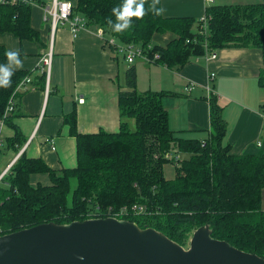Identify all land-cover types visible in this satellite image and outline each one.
I'll return each instance as SVG.
<instances>
[{
    "label": "trees",
    "instance_id": "trees-1",
    "mask_svg": "<svg viewBox=\"0 0 264 264\" xmlns=\"http://www.w3.org/2000/svg\"><path fill=\"white\" fill-rule=\"evenodd\" d=\"M31 2H0V32L39 42L37 30L29 23ZM151 3L146 0V11ZM72 4L87 27L102 28L105 39L113 36L121 44L135 43L148 59L167 67H179L205 49L256 47L261 54L257 82L264 86L262 0L209 4L204 8L205 24L200 18L157 16L147 11L142 19L133 17V27L124 33L114 32L108 24L109 18L115 21L112 8L123 0H73ZM166 30L175 36L162 46L151 43L153 33ZM6 51L0 43V64L7 62ZM28 73L17 69L11 86L0 87V117ZM165 93L137 90L134 68L129 65L124 70V85L117 90L116 131L78 132L74 110L64 115L76 142L74 166L54 170L39 157L21 152L0 177V235L44 222L62 224L114 215L140 228L152 227L180 245L196 227L208 224L212 238L264 258V150H229L222 141L225 120L212 93L208 95L207 135L198 139L177 134L168 126L161 102ZM261 106L264 109V103ZM10 113L3 120L8 121ZM14 129L13 136L6 138L9 145L21 142ZM176 151L184 155H173ZM168 160L174 161L171 177L163 174L162 165ZM41 171L48 173L49 183L30 184L28 175ZM134 206H140V212L132 210Z\"/></svg>",
    "mask_w": 264,
    "mask_h": 264
},
{
    "label": "crops",
    "instance_id": "crops-1",
    "mask_svg": "<svg viewBox=\"0 0 264 264\" xmlns=\"http://www.w3.org/2000/svg\"><path fill=\"white\" fill-rule=\"evenodd\" d=\"M38 1L31 2L29 23L37 30L39 42L0 32V43L7 50H19L23 69L29 71L25 75L29 80L19 87L9 120H3L0 126V171L21 152L28 157H39L54 170L74 166L76 142L64 115L74 110L78 132L116 131L117 90L124 85V70L129 65L134 68L137 90L166 92L161 102L167 111L168 126L177 134L198 139L207 135L208 95L212 93L225 120L222 141L229 150L233 153L264 150V143L256 145L264 125L261 106L264 86L257 82L261 66L258 48L223 46L214 49V57L206 58L202 53L190 56L179 67H167L144 56L127 61L104 41V34H98L96 27L79 29L74 35L67 25H57L51 39L50 65L47 71L43 69V76L40 57L48 49L50 25L42 19L41 4L50 0ZM257 1L260 0H160V7L166 9L163 16L197 19L209 4ZM174 36L169 30L155 32L151 43L162 46ZM190 81L192 87L185 89ZM14 128L21 142L9 145L6 138L13 136ZM28 181L33 185L47 184L49 176L46 171L32 172ZM262 201L264 188L261 193L264 209Z\"/></svg>",
    "mask_w": 264,
    "mask_h": 264
},
{
    "label": "water",
    "instance_id": "water-1",
    "mask_svg": "<svg viewBox=\"0 0 264 264\" xmlns=\"http://www.w3.org/2000/svg\"><path fill=\"white\" fill-rule=\"evenodd\" d=\"M210 233L208 224L196 227L184 248L113 216L44 222L0 235V264H264Z\"/></svg>",
    "mask_w": 264,
    "mask_h": 264
},
{
    "label": "built area",
    "instance_id": "built-area-1",
    "mask_svg": "<svg viewBox=\"0 0 264 264\" xmlns=\"http://www.w3.org/2000/svg\"><path fill=\"white\" fill-rule=\"evenodd\" d=\"M4 1H11V2H17L18 0H0V2ZM23 2L30 3L31 0H21ZM72 1L70 0H50L49 3L41 4L42 7V19L47 21L50 25V42L48 45V49L41 55L40 61H41V67L44 70H48L50 65V57H51V39L53 30L57 25H67L69 27V30L72 32V34L75 35V33L82 28H86L85 20L84 18L78 14L74 13L72 9ZM200 21L202 24H205V15H201ZM96 32L100 35L103 34L101 27H96ZM109 45L114 46L115 49L120 52L124 59L127 61H131L134 57L137 56H144L147 58V56L142 51V48L132 42L128 43H119L113 36H109L104 40ZM204 55L206 58L214 57L215 52L214 50H204ZM153 56L156 57L157 54L153 53ZM211 76V74L209 75ZM28 76H25L19 83V87L24 85V82L28 81ZM193 83L190 81L188 84L185 85V89H190L192 87ZM14 107V99H9L8 103L4 109V112L2 114V117H0V126L3 122V117H5ZM201 143H204V140H201ZM264 143V133H262L261 137L256 140V145L260 146ZM2 140L0 137V148H1ZM14 161V160H13ZM12 161V162H13ZM10 162V164L12 163ZM10 164L7 166V168L10 166ZM7 168L0 171V177L3 175V173L7 170ZM132 210L140 212L141 207L140 206H134L132 207ZM113 217H115L113 215Z\"/></svg>",
    "mask_w": 264,
    "mask_h": 264
},
{
    "label": "clouds",
    "instance_id": "clouds-1",
    "mask_svg": "<svg viewBox=\"0 0 264 264\" xmlns=\"http://www.w3.org/2000/svg\"><path fill=\"white\" fill-rule=\"evenodd\" d=\"M146 0H123L122 5L112 8L111 15L115 17V21L108 19V24L116 33H124L133 27L132 19H142L147 11L153 12L155 15H162L166 9L160 4V0H152L149 8L145 9ZM7 62L0 64V87H10L11 77L15 70L23 68V60L20 58L19 50H8L5 53Z\"/></svg>",
    "mask_w": 264,
    "mask_h": 264
},
{
    "label": "rangeland",
    "instance_id": "rangeland-1",
    "mask_svg": "<svg viewBox=\"0 0 264 264\" xmlns=\"http://www.w3.org/2000/svg\"><path fill=\"white\" fill-rule=\"evenodd\" d=\"M135 59V58H134ZM126 63V62H125ZM137 88V87H136ZM138 89V88H137ZM262 132L260 133L262 135V133H264V125L262 126ZM173 155H177L179 158L182 157L184 155V153L182 152H173ZM173 160V159H172ZM172 160H168L166 162L163 163V174L166 177H171L173 175V162ZM71 186L73 185V180L71 181ZM264 204V202L262 201V205ZM189 239V238H188ZM188 239L184 242V244H182L181 246H183L184 248L187 247V243H188Z\"/></svg>",
    "mask_w": 264,
    "mask_h": 264
}]
</instances>
